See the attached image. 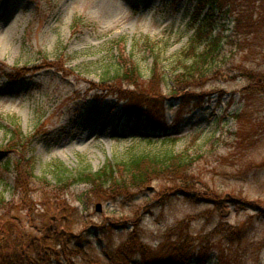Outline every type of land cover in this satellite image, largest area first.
<instances>
[{"label": "rangeland", "instance_id": "obj_1", "mask_svg": "<svg viewBox=\"0 0 264 264\" xmlns=\"http://www.w3.org/2000/svg\"><path fill=\"white\" fill-rule=\"evenodd\" d=\"M196 5L197 0H0V194L5 197L0 245L41 243L44 227L67 206L65 213L75 208L77 214L53 221L51 242L62 226L81 233L86 255L76 264H125L116 252L134 240V231L137 243L153 254L193 236L189 244L204 240L214 247L208 264L224 252L234 264H264V99L253 98L251 107L244 101L247 80L236 67L264 69V32L226 44L218 73L197 90L203 101L196 94L180 100L164 87L159 128L125 118V101L101 84L123 48L112 43L120 41L139 62L145 86L154 58L144 39L162 48L170 78L194 33ZM224 24L231 37L234 20L227 17ZM60 58L70 77L47 66L46 59ZM14 125L31 136L34 174L45 178L44 184L19 179L14 153L4 149ZM140 153L193 156L185 178L196 193L210 189L223 203L217 207L203 195H171L173 184L164 177L132 196L102 192L98 198L86 184L62 190L60 181L84 168L96 172ZM231 197L254 207L225 200ZM94 228L96 234L88 232ZM7 230L13 234L5 238ZM234 233L243 237L227 239Z\"/></svg>", "mask_w": 264, "mask_h": 264}, {"label": "trees", "instance_id": "obj_2", "mask_svg": "<svg viewBox=\"0 0 264 264\" xmlns=\"http://www.w3.org/2000/svg\"><path fill=\"white\" fill-rule=\"evenodd\" d=\"M227 17L235 22L231 37L225 34L224 20ZM192 27L194 33L186 48L176 57L175 71L170 78L163 65L165 60L162 48L159 44L144 39V45L154 58L147 86L144 85L146 82L139 62L132 54L128 53L125 44L122 41L112 43L113 47L120 48L121 45L123 48L121 53L114 58V64L106 68L101 84L107 89L110 88L108 90L110 95L117 94L125 101L123 107L125 118L145 119L154 128H159L161 125L158 116L159 108L167 99L164 96V87L172 97L180 100H185L188 97L193 98L194 94L199 100L198 95L200 94L197 90L204 87L212 75L218 73L219 61L226 44H239L252 35L256 36L264 32V0H197L192 16ZM237 40L238 42H236ZM46 63L48 67L61 72L65 77L72 75V71L66 67L61 58L53 62L46 59ZM236 67H238L239 75L247 80V84L241 90L244 94V101L250 100V107L256 97L262 101L264 99V69L249 68L243 64ZM124 87H134V90L124 89ZM143 87L145 90L142 89ZM236 117L240 118V113H237ZM10 133L9 142L4 149L6 152L14 153L15 162L13 165L19 179H23V182L32 181L31 179L39 180L44 184L45 178L42 179L34 174L31 136H23L16 125ZM194 160V157L187 153L133 154L127 161L108 163L96 172L84 168L73 178L60 181V184L62 190L70 189L77 184H86L94 190L95 197L99 198L102 192H105L113 198L126 194L132 196L134 190L164 177L171 179L173 184L172 191L174 192L171 195H203L202 199L206 203L218 207L223 203L219 201V196L212 193L210 189L204 190L203 194L196 193L193 182H188L185 178L188 173L185 168L191 166ZM24 186V184L21 185L22 190ZM20 194L26 196L24 191ZM4 198L0 194V203L1 201L4 203ZM221 200L223 201V199ZM225 200L237 205L244 203L249 208L254 207L253 202H241L233 197ZM69 209L67 206L63 207L60 217L56 215L50 219L51 224L53 221L58 223L62 220H70V216L77 214L75 208H73L75 213L64 212ZM257 209L254 208V211ZM4 210L5 208H3ZM51 224L44 227L46 234L42 237L41 243L24 242L21 248L12 249L5 243L0 245V264H76L77 259L86 255V252L83 251L85 245L79 241L81 233L76 234L70 228L62 226V231L56 234V243L52 245L50 232L53 226ZM70 226H72V222ZM88 232L96 234V229H91ZM133 233L131 237L134 240L128 245L120 247L116 252L117 258L123 257L125 264H208L212 260L211 250L214 247L211 246L210 241L201 240L198 246H194V244L188 243L193 239V236H188L180 243L174 242L175 244L170 246L169 251L153 254L144 245L137 243V231ZM11 234L13 233L8 230L7 233L4 231L5 238ZM70 237L75 240H69ZM242 237L240 233H234L227 239L233 242L239 241ZM103 253L107 254V251L104 250ZM136 256L143 261L141 260L140 263L134 261ZM229 258V254L224 252L218 257L216 264H234V262L228 261Z\"/></svg>", "mask_w": 264, "mask_h": 264}, {"label": "water", "instance_id": "obj_3", "mask_svg": "<svg viewBox=\"0 0 264 264\" xmlns=\"http://www.w3.org/2000/svg\"><path fill=\"white\" fill-rule=\"evenodd\" d=\"M97 209L100 211V205H98Z\"/></svg>", "mask_w": 264, "mask_h": 264}]
</instances>
